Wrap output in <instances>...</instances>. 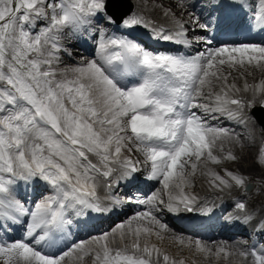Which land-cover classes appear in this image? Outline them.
Listing matches in <instances>:
<instances>
[{"label": "snow or ice", "instance_id": "snow-or-ice-1", "mask_svg": "<svg viewBox=\"0 0 264 264\" xmlns=\"http://www.w3.org/2000/svg\"><path fill=\"white\" fill-rule=\"evenodd\" d=\"M143 3L0 0V264H177L148 239L169 231L162 213L214 212L193 191L198 171L218 199L241 194L226 219L264 238V202L248 197L264 191V78L247 79L264 74V42L219 39L235 17L264 33V0H203L210 19L192 0L157 5L167 25L136 11ZM252 148L259 187L226 166ZM126 205L139 210L91 245L53 250ZM239 255L264 264V244Z\"/></svg>", "mask_w": 264, "mask_h": 264}, {"label": "bare ground", "instance_id": "bare-ground-1", "mask_svg": "<svg viewBox=\"0 0 264 264\" xmlns=\"http://www.w3.org/2000/svg\"><path fill=\"white\" fill-rule=\"evenodd\" d=\"M157 5H163L164 7H172L174 10H177V9H175V0H144L143 5L141 7H137V9H140L142 12H144V15L146 14L149 16H153L155 14H158L159 11H161V9L159 7H157ZM197 14H200V13L198 12ZM202 19H203V16H202ZM81 50H83V48ZM233 76L234 77L237 76V73L233 72ZM262 78H264V74H262L258 71H254L253 75L247 77L249 82H253L254 80L258 81ZM236 82L239 85L243 81L240 79H237ZM255 137L257 140V144H258L260 140H258L256 134H255ZM225 147L227 148L229 146L226 145ZM254 153H255V148L246 149L245 153H244V156H245L244 159H242L238 164H235V165L226 162V166L229 167L230 169L236 168V169L243 171V172H251L252 173L251 179H253V182L257 179L259 180L261 173H260V171H258V167L253 163ZM210 166L217 167L214 165H210ZM219 170H220L219 167H217V171H219ZM195 183H196V186L198 184H200V187H203L204 189H206L205 178L199 174V171L197 172V175L195 177ZM201 185H204V186H201ZM259 186L260 185H258L257 187H259ZM206 190H208V189H206ZM193 191H197V189H193ZM234 195L236 197L240 198L241 194L234 193ZM260 199H262L263 200L262 202H264V191L260 192L259 194L256 191H254V193H252L249 197V202H250V204H258V203L260 204L261 203ZM229 204H230V200L226 199L223 203H221L219 210H221L224 207L225 208L228 207ZM126 206H128V205H126ZM136 209H137V207H132V211H134ZM129 218H130V216H127L125 219H123L122 222H126ZM160 219L163 223H166V224H168L170 222V220L168 218L164 217L162 214L160 215ZM235 223H236L235 221H227V223L225 225L226 226L227 225H233ZM222 224H224V223H222ZM222 224H220L219 227H216L217 225H214L213 227L220 228V227H222ZM135 226H136V222L134 221L133 227H135ZM224 230H225V227L222 228V230L219 232L218 236H215L212 238L211 237L208 238V236L204 237L206 239L202 240L201 242L204 245H206L207 247L212 248L214 251L213 254L215 253V250L218 247L224 246L231 253L230 255H227V256L225 255L226 257L231 258V262L236 263V264H247V261H245V259L239 255V252L242 251L243 245L239 242L240 239H238V238H240V236H238V237L236 236L238 234L247 235V234H245L246 232L243 229H241L242 231L237 229V233H235V229H233V230L227 229L225 231ZM165 234H167V236L171 238V239L167 240V242H165V240H164ZM234 236H236V237H234ZM217 237H219V238H217ZM152 238H153L152 241H148V243L150 245L155 244L162 251H166L165 250L166 244L168 245L171 243L175 247H186V244L193 242V241H187V239H188L187 237L182 236L178 232H175L171 227L169 228V231H162L160 237H157L155 234H153ZM181 240H183V244L181 243ZM91 244H92L91 242H88V245H91ZM191 244H193L194 245L193 248L196 249L195 244L194 243H191ZM169 255L170 256L174 255L173 257H176V258L181 257L180 259L182 260V262H184L187 258L186 256H181V255H178V253H173V252H169ZM85 257H86V260H87V257L91 258V256H85ZM215 257H217V256L215 255ZM217 261H219V260H217ZM67 264H71V263H67ZM72 264H78V263L73 262Z\"/></svg>", "mask_w": 264, "mask_h": 264}, {"label": "rangeland", "instance_id": "rangeland-1", "mask_svg": "<svg viewBox=\"0 0 264 264\" xmlns=\"http://www.w3.org/2000/svg\"><path fill=\"white\" fill-rule=\"evenodd\" d=\"M84 54L87 55L85 52H84ZM158 187H160L159 184H158V186L156 188H158ZM231 207L232 208L229 211H231L232 213H234L235 210H234L233 206H231ZM121 222H122V220H121ZM119 223L120 222H113V223L109 222V223H107V225H104L103 227H101L100 228V231L97 234H99L102 231H109L113 227H115V225H117ZM108 224H109V226H108ZM106 226H108V227H106ZM97 234H93V235H90V236H94V235H97ZM90 236L85 237L82 240H85V241H88V242H91L92 243V241L89 240V237ZM152 239L153 238L151 236L148 239V241H151ZM169 239H171V238L168 237L167 234H165L164 235L165 242H167V240H169ZM195 240H200L201 241L202 239L195 238V237H188V239H187V241H193V242ZM142 241H143V239H142ZM193 247H194V245L191 244V243L186 244V247H175L171 243L168 244V245L166 244V250L167 251H171L173 253H178V255H181V256H186L187 259H189V260L191 259V260L197 262L198 264H236V263L231 262V258L230 257H226L224 254H221L219 257H215V255L213 254L214 251L212 253H201L200 251L194 249ZM82 257L78 261H81V262L85 263L84 260L82 259ZM69 258H70V263H72V261L76 260L75 259V256H72V257H69ZM217 260H219V261H217Z\"/></svg>", "mask_w": 264, "mask_h": 264}]
</instances>
